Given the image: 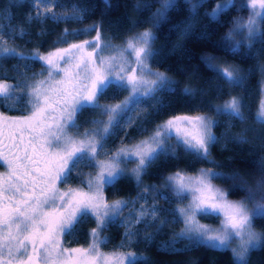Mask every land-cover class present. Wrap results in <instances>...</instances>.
I'll use <instances>...</instances> for the list:
<instances>
[{
	"label": "snow or ice",
	"instance_id": "1",
	"mask_svg": "<svg viewBox=\"0 0 264 264\" xmlns=\"http://www.w3.org/2000/svg\"><path fill=\"white\" fill-rule=\"evenodd\" d=\"M187 2L195 12L203 0ZM159 3L153 14L154 26L176 7L175 0ZM51 4L52 0H33L36 18L50 13L58 19ZM234 7L235 0H222L208 15L215 20ZM242 8L249 9L248 18L234 19L225 36L227 41L236 35L241 37L232 46L233 51L242 41L251 47L262 34L258 20L264 17V0H244ZM84 31H95L96 35L78 43L68 42L65 36L61 43L67 47H57L47 54L34 51L27 56L8 47V41L0 35V57L41 61L47 72L43 79L31 83L25 80L12 84L6 78L0 79V103L26 113L9 116L0 112V166H6V171L0 173V264H143V258L133 251L111 255L100 251L105 239L101 231L119 217L127 204L123 200L109 202L105 188L123 175L126 169L121 164L129 162L136 165L131 171L139 180L150 164L172 151L167 144L170 139L175 138L179 146L203 160H208L210 146L216 142L212 132L215 121L211 117L177 115L157 125L147 139L108 155L105 141L114 134L113 130L130 126L132 117L122 124L124 117L144 98H152L159 89L167 88L170 81L149 64L157 54L152 46L155 34L150 28L128 37L122 46L104 43L98 25ZM209 67L213 65L210 63ZM213 70L226 82L239 83L237 69L225 66ZM112 90L127 91L129 95L120 103H100ZM85 109L99 111L107 119L91 121L96 127L80 133L77 115ZM216 111L243 118L240 101L234 96L217 106ZM258 120L264 122V104ZM71 130H76L75 134ZM102 153L106 159H100ZM83 167L96 170L81 180L83 186L59 187L67 184L74 172L83 176ZM222 175L201 169L196 176L177 172L168 177L170 187L181 200L185 194L190 197L186 207L178 208L184 227L177 238L229 249L235 264H247L250 251L264 243V232L253 226L254 219L264 218V171L254 186L239 174L230 177L238 181L236 187L246 192L244 199L236 201L213 185L212 180ZM145 215L142 209L140 218ZM151 215L155 218V209ZM213 215L219 219V227L197 219ZM87 218H93L96 224L90 230L89 246L64 247L62 237ZM127 235L130 238L131 233ZM234 242L236 247H231Z\"/></svg>",
	"mask_w": 264,
	"mask_h": 264
},
{
	"label": "trees",
	"instance_id": "2",
	"mask_svg": "<svg viewBox=\"0 0 264 264\" xmlns=\"http://www.w3.org/2000/svg\"><path fill=\"white\" fill-rule=\"evenodd\" d=\"M158 0H52V10L36 18L33 0H0V35L8 41L7 46L15 48L26 56L34 51L46 53L57 47H65L60 39L65 30L68 42L83 41L81 31L90 25H98L101 34L119 41L133 31L150 25ZM192 2V1H191ZM176 7L170 9L167 18L154 26L156 50L149 64L152 69L164 73L170 81L167 88L158 90L146 106L132 114V124L113 130L114 134L105 141V149L112 151L119 145H128L147 138L162 121L177 115L215 114L212 132L217 138L210 146L208 160L198 159L177 143L170 145L172 151L161 155L141 173L139 180L129 166L123 175L104 191L109 202L126 201L124 211L136 208L143 201L156 209V216L137 223L132 233V250L143 258V264H235L229 249H217L197 241L177 238L181 228L178 208L188 201L163 184L170 173H193L200 169H211L223 175L212 181L224 188L230 198H245L246 192L236 187L238 181L230 177L239 174L249 185L255 184L264 171V122L257 118L260 97V66L264 63V17L261 19V35L251 47L241 43L238 50H232V42L225 39L237 17L246 20L248 9L238 3L235 7L213 20L208 15L213 0H203L195 12L187 0H175ZM198 3V2H197ZM32 17L29 19V17ZM22 29V31H21ZM187 29V31H185ZM76 31V32H74ZM70 39V40H69ZM231 63L239 67L242 76L239 83L231 85L213 70L217 62ZM213 67H209V64ZM42 63L34 59L0 57V79L9 83H28L39 78ZM190 89L186 92L185 89ZM230 92L241 99L242 119L214 113L216 104L224 101ZM123 92L115 90L100 102H115ZM19 95V93H18ZM115 96V99H113ZM6 104H0L2 112ZM10 113L23 114L21 108H10ZM99 113L85 109L77 115L87 127H79V132L90 130L91 118ZM75 134L76 130H71ZM212 161L215 163L213 164ZM90 170L83 167V176L74 172L68 180L72 186H83L81 180ZM210 224L219 219L199 216ZM255 229L264 232V218L253 221ZM96 227L93 218L79 223L67 234L71 248L88 247L91 243L90 230ZM103 250H113L124 240L125 228L117 218L101 231ZM247 264H264V243L250 251Z\"/></svg>",
	"mask_w": 264,
	"mask_h": 264
},
{
	"label": "rangeland",
	"instance_id": "3",
	"mask_svg": "<svg viewBox=\"0 0 264 264\" xmlns=\"http://www.w3.org/2000/svg\"><path fill=\"white\" fill-rule=\"evenodd\" d=\"M192 1V3H197V2H199V0H191ZM222 2V0H213V5H212V7H211V9L209 10V13L215 8V6H216V4L217 3H221ZM235 3H238L240 6H242L243 4H244V0H235ZM160 7V3H159V0H158V2H157V4H156V7H155V9H154V12H153V14L156 12V10H157V8H159ZM248 9V8H247ZM257 11H260L259 9H257ZM248 12H249V9H248ZM153 14H152V18H151V20H150V25L148 26V27H146V28H143L142 30H138V31H133V32H130L129 34H127V35H125L124 37H122L119 41H114V40H112L110 37H107V36H104V35H102L101 34V38H102V41L104 42V43H108V44H112V45H116V46H122L123 44H124V42H125V40L128 38V37H130V36H133V35H136V34H138V33H140V32H142V31H144L145 29H151L152 31H153V33H154V25H153ZM249 14H250V12L248 13V16H249ZM248 16H247V18H248ZM246 18V19H247ZM261 19H262V17L258 20V24H259V26L261 25ZM92 26H94V25H90V26H88V27H85L82 31H81V35H82V38L85 40V39H92L95 35H96V33H95V31H84V30H86V29H91L92 28ZM233 27V26H232ZM74 32H76V31H74ZM65 35H66V33L64 32L63 33V35L61 36V38L63 39L64 37H65ZM62 39H60V41L62 40ZM70 40V39H69ZM237 40H241V37L239 36V35H236L234 38H233V40H231V42H232V44H231V46H233L234 44H235V41H237ZM71 42V41H70ZM72 43H74V42H72ZM246 44H247V42H246ZM65 47H67V45H65ZM56 49V48H55ZM55 49H52V50H50V51H54ZM49 52V51H48ZM48 52H46V53H41V54H47ZM41 62V61H40ZM42 63V65H43V62H41ZM217 64V68H223V67H225V66H230V67H232V68H234V69H237L238 70V79H240L241 78V76H242V72H241V70L239 69V67H237L236 65H234V64H231V63H221V62H217L216 63ZM44 69H45V66L43 65V67H42V71L40 72V74L43 72L44 73V75L43 76H41L40 74H39V78L38 79H43L44 78V76H46L47 75V72L46 71H44ZM260 83H259V88H260V97H259V101H258V108H257V118H258V113H259V111H260V109H261V105L262 104H264V63L260 66ZM153 71H156V70H154L153 69ZM233 84H236V83H231V85H233ZM160 90V89H159ZM129 95V93L127 92V91H124V93H123V96H122V98L120 99V100H118V101H115V102H107V104H116V103H120L121 101H123L127 96ZM237 97L238 99H239V101H240V104H241V99H240V97L239 96H236L235 94H233L232 92H230V95L224 100V101H222V102H220V103H218V104H216L215 105V107H214V113H216V114H218V112L216 111V108H217V106H222L223 105V103L226 101V100H228L230 97ZM153 98V97H152ZM152 98H144L143 99V102L141 103V104H139V105H137L132 111H130L128 114H127V116H125L124 117V119H123V121H121V123L123 124V122L124 121H126L127 119H128V117H132V114L137 110V109H139V108H141V107H143V106H146V103H147V101H149V99H152ZM100 103H102V104H105L106 102H100ZM0 112H2L1 110H0ZM96 112H98L99 113V111H95V113ZM5 113V112H4ZM6 115H8L7 113H5ZM24 114H26L25 112L23 113V114H21V115H24ZM220 114H223V113H220ZM21 115H18V116H21ZM197 115H207V116H209V117H211L214 121H215V119H216V117H215V114H197ZM228 120L231 118L230 116H228L227 114H223ZM193 116H195V115H193ZM100 119H107V117L106 116H101V114L99 113V116H95V117H93V118H91L90 119V121L88 120V123H90V127H93V128H95L96 126L95 125H93L92 123H91V121H93V120H100ZM167 120V119H166ZM166 120H164V121H166ZM164 121H162L161 123H163ZM161 123H159V124H161ZM78 124V123H77ZM158 124V125H159ZM79 127H87L85 124H84V122H81V124L79 125ZM157 127V126H156ZM92 128V129H93ZM92 129H90V130H92ZM156 130V128L154 129V131ZM154 131L149 135V136H151L153 133H154ZM84 132V131H83ZM82 132V133H83ZM148 136V137H149ZM147 137V138H148ZM147 138H142V139H139V140H137V141H135V142H133V143H131V144H128V145H119L117 148H115L114 150H112V151H108V150H106V149H104V151L108 154V155H112L116 150H118L119 148H121L122 146H126V147H133L135 144H137V143H139L141 140H144V139H147ZM175 143H177V141H176V139L175 138H173V139H170V140H168L167 141V144L168 145H172L173 146V144H175ZM107 157L102 153L101 154V156H100V159H106ZM124 165H127V167L129 166V169H133L136 165L134 164V163H131V162H129V163H127V164H121V167H124ZM201 170V169H200ZM200 170H197V171H195V172H193V173H183V172H180V173H183V174H185V175H189V176H196V175H198L199 174V172H200ZM6 171V166H0V173H3V172H5ZM95 169L94 168H91L90 167V170L85 174V176H84V178L83 179H85L86 178V176H87V174H89V173H92L93 175L95 174ZM175 173H177V172H173V173H170V174H168L164 179H163V184L165 185V186H167L171 191H173L172 190V188L170 187V185H169V183H168V177L169 176H171V175H174ZM212 183H213V185L214 186H216V187H218V188H221V189H223V190H225L226 191V188H224V187H222V186H220V185H218V184H216V183H214L213 181H212ZM59 187L61 188V189H66L67 187H81V186H72V185H70L69 184V182H67V184H60L59 185ZM174 192V191H173ZM186 196H188L187 194H185ZM230 200H234V201H236V200H242V198H230V197H228ZM190 202V197L188 196V201L184 204V205H182V206H180V207H186L187 205H188V203ZM179 207V208H180ZM144 210V212L146 213V215L143 217V218H140V212H141V210ZM153 209H155V208H149L148 207V205H146L145 204V202L143 201L142 203H140L136 208H133V209H130V210H127V211H124L123 213H120L119 214V217H118V219L120 220V222H122V224H123V226H124V228H125V237H124V240L123 241H121V242H119L118 243V245L115 247V249H113V250H103L102 248H100V251H102L103 253H105V254H109V255H111V254H114V253H120V252H126V251H133L132 250V244H131V240H132V233H133V231H134V228H135V226H136V224L137 223H139V222H141L142 220H144L145 218H150V217H152V215H151V212H152V210ZM156 210V209H155ZM181 218V217H180ZM197 219L200 221V223H202V224H207V225H210V226H213V227H219V223H220V221H218L217 222V224H210V223H206V222H204L203 220H201L200 218H199V216L197 217ZM181 221H182V218H181ZM184 227V224L182 223L181 224V228H180V230H179V233H180V231H181V229ZM255 229V228H254ZM256 231H258V232H261V231H259V230H257V229H255ZM128 233H131V236H130V238L128 237ZM67 235V234H66ZM66 235H64L63 237H62V241H63V246L64 247H66V248H71V247H69L68 246V238H67V236ZM187 239V238H186ZM187 240H189V239H187ZM193 241H195V240H193ZM231 247H236V243L234 242L232 245H231Z\"/></svg>",
	"mask_w": 264,
	"mask_h": 264
},
{
	"label": "flooded vegetation",
	"instance_id": "4",
	"mask_svg": "<svg viewBox=\"0 0 264 264\" xmlns=\"http://www.w3.org/2000/svg\"><path fill=\"white\" fill-rule=\"evenodd\" d=\"M0 104H4V103H0ZM4 112L7 113L9 116H18V115H21V114H17V113H14V114L13 113H10L9 106H7V108L5 109Z\"/></svg>",
	"mask_w": 264,
	"mask_h": 264
}]
</instances>
